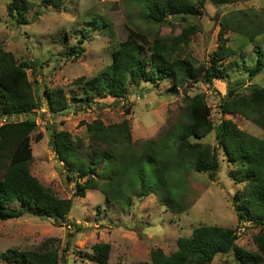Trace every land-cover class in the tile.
<instances>
[{
    "label": "rangeland",
    "instance_id": "obj_1",
    "mask_svg": "<svg viewBox=\"0 0 264 264\" xmlns=\"http://www.w3.org/2000/svg\"><path fill=\"white\" fill-rule=\"evenodd\" d=\"M29 1V9L24 10L26 22L18 24L8 14V0H0V47L13 53L19 62L29 61L33 65L35 70L29 69L28 75L33 90L41 97H44L46 89L57 88H63L69 97H85L82 87L73 84L74 80L80 76L91 78L102 71L111 62L114 45L127 38V28L142 34L148 46L157 37L180 35L185 25L198 26L199 31L191 36L187 44L175 48L174 57L189 58L195 66H199L210 63L219 44L220 23L224 21L228 24L225 29L228 45L236 52L223 62L226 78L223 81L215 80L212 85L199 81L179 88L175 93L170 81H163L157 87L141 82L130 85L127 99L120 102L107 97L89 105L84 100L70 99L69 109L60 114H52L42 106L29 115L15 116L13 122L28 117L37 121V127L31 134L34 156L31 161L32 173L59 196L71 198L73 207L69 222L27 214L16 219L0 220V254L10 247L40 249L45 243L57 248L62 258L61 264H96L89 257L91 247L107 242L111 244L108 264H151L152 248L160 247L170 254L176 250L180 236H189L192 229L201 224L233 228L238 235L236 242L239 247L258 252L254 236L260 227L239 221L234 194L241 191L244 185L236 184L231 177L234 167L221 150V168L215 178L208 173L195 171L191 165H185L187 173L182 175L179 188L183 194L182 211L163 202V190L143 198L134 195L132 205L127 207L117 202H107L96 189H88L85 197L76 196L78 179L75 176L69 178L49 141L51 128L64 129L88 146L87 123L100 119L105 124H113L126 118L130 120L136 147L142 148L148 140L160 138L171 146L177 141L176 132L187 123L183 114L186 106L184 95L200 92L206 94L208 108L205 115L215 126L220 120L230 119L248 133L264 138V130L255 123L242 116L223 112L221 108L229 86L235 90L236 96L249 93L252 85L264 86V71L253 79L241 71V67L255 63V43L264 50V33L254 39L245 33L264 19V0H237L220 5L207 0L202 14L187 16L186 21H182L181 17L168 16L162 23L146 19V0H64L61 8L44 6L42 0ZM95 17L108 20L114 28L112 34L95 29L83 44L85 51L82 56H70V47L78 44L76 31L80 29L81 33L93 25L91 23ZM240 23L244 26L237 29ZM256 30L253 28V35ZM65 32L68 35L66 39L63 37ZM82 121L85 124H81ZM39 135L42 139L38 141ZM192 141L218 146L215 131L203 139ZM173 152L164 150V159L175 158ZM175 176L178 175L173 172L172 181ZM18 206V203H14L10 207ZM0 264L7 263L0 259ZM212 264L241 263L234 253H219ZM259 264H264V259Z\"/></svg>",
    "mask_w": 264,
    "mask_h": 264
},
{
    "label": "trees",
    "instance_id": "obj_2",
    "mask_svg": "<svg viewBox=\"0 0 264 264\" xmlns=\"http://www.w3.org/2000/svg\"><path fill=\"white\" fill-rule=\"evenodd\" d=\"M206 1L146 0L145 17L155 23H162L168 16L181 17L182 21H186L187 16L202 14ZM211 1L220 5L237 0ZM63 2L42 0L41 3L61 8ZM30 5L29 0H8L7 11L16 23L23 24L26 22L24 10H28ZM91 24L81 33L80 29L76 31L78 44L70 47V56H82L85 51L83 44L95 29L109 34L114 29L103 17H95ZM220 25L219 44L210 63L199 66H195L189 58L174 57L175 48L187 44L191 36L199 31L198 26L185 25L180 35L157 37L148 46L142 34L127 28V38L114 45L111 62L102 71L91 78L80 76L74 80L73 84L82 87L83 98L74 95L69 97L63 88L46 89L44 97H41L33 90L28 75L29 69L35 70L33 65L29 61L19 62L13 53L0 47V220L16 219L27 214L69 222L73 207L71 198L59 196L32 173L31 161L34 156L31 134L37 127V121L28 117L13 122L16 115H29L42 106L52 114H60L69 109L70 99L84 100L89 105L107 97L120 102L127 99L130 85L141 82L157 87L163 81H170L172 91L176 93L179 88L195 82L212 85L215 80L223 81L226 78L223 62L236 51L228 45L229 38L225 36L228 24L222 21ZM243 26L240 23L237 29ZM253 28L257 29L254 35ZM245 33L251 39L264 33V19ZM67 36L65 32L63 37L66 39ZM254 52L257 57L255 63L241 67V71L246 72L251 79L264 71V50L260 44L255 43ZM234 91L228 87L227 96L222 99L223 112L242 116L264 130V86L252 85L250 92L245 95L236 96ZM183 100L186 103L183 114L187 123L176 132L177 141L171 146L165 144L164 138H160L148 140L142 148L136 147L130 120L125 118L113 124H105L100 119L87 123L88 146L67 130L51 128V149L69 178L75 176L78 179L76 196L85 197L88 189H96L105 196L107 202H117L127 207L132 205L134 195L143 198L163 190V202L182 211L183 194L179 188L182 175L187 173L185 165H191L195 171L208 173L211 178H215L221 168V150L234 167L231 177L236 184L244 185L241 191L234 194L239 221L260 227L254 236L258 252L239 247L236 242L238 235L233 228L201 224L195 226L189 236H180L176 250L170 254L160 247L152 248L150 261L151 264H212L217 254L234 253L241 264H259L264 259V138L248 133L230 119L220 120L215 126L205 115L208 104L204 92L185 94ZM3 119L6 121L3 122ZM212 131H215L218 146L192 141L203 139ZM41 139L39 135L38 141ZM164 150H173L172 154L176 157L164 159ZM173 172L178 175L174 181L171 180ZM14 203L19 206L10 207ZM91 250L89 257L93 262L108 264L110 243H96ZM0 259L7 264L62 263L57 248L45 243L40 249L10 247L0 254Z\"/></svg>",
    "mask_w": 264,
    "mask_h": 264
},
{
    "label": "clouds",
    "instance_id": "obj_3",
    "mask_svg": "<svg viewBox=\"0 0 264 264\" xmlns=\"http://www.w3.org/2000/svg\"><path fill=\"white\" fill-rule=\"evenodd\" d=\"M16 116H19V115H16ZM2 121L4 122V121H6V119H3ZM1 123H2V122H1ZM1 123H0V124H1Z\"/></svg>",
    "mask_w": 264,
    "mask_h": 264
}]
</instances>
